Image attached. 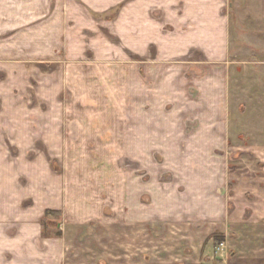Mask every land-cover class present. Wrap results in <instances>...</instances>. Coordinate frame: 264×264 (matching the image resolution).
<instances>
[{
    "label": "rangeland",
    "instance_id": "rangeland-1",
    "mask_svg": "<svg viewBox=\"0 0 264 264\" xmlns=\"http://www.w3.org/2000/svg\"><path fill=\"white\" fill-rule=\"evenodd\" d=\"M185 1L66 0L73 18L66 57L35 59L32 79L28 57H17V82L0 90L9 100L2 113L17 118L2 123L25 134L0 135V264H199L193 258L202 245L214 261L233 252L208 234L215 218H203L193 163H227L232 177H264V123L256 120L264 116V0H219L225 15L209 25V50L221 53L212 48L221 32L228 64L201 54L197 36L206 25L169 23ZM150 17L161 34L191 36L195 46L185 55L152 47L139 56L138 29L152 28ZM226 68L234 111L248 110L242 125L259 129L242 135L239 123L231 125L229 145L222 135H199L214 124L206 99L215 89L193 85ZM257 181L247 182L264 190ZM230 186L215 194L225 200ZM221 198L209 210L218 211Z\"/></svg>",
    "mask_w": 264,
    "mask_h": 264
},
{
    "label": "crops",
    "instance_id": "crops-1",
    "mask_svg": "<svg viewBox=\"0 0 264 264\" xmlns=\"http://www.w3.org/2000/svg\"><path fill=\"white\" fill-rule=\"evenodd\" d=\"M178 4L179 5L174 6L170 12L169 23L184 24L185 26L186 24L206 25V27L203 26L205 27L202 30L203 37L197 36V39L201 40V44L199 45L202 50L201 54L204 53L209 56H217L219 54L224 56L222 62L228 64V62H226L228 59L226 38H220L221 32H219V40L217 38L213 39L215 46L212 47L219 46V51L221 53L213 54V52L209 50V48L211 49V38L213 35L209 25L223 20L226 3L219 0H186L182 5H180V3ZM69 17L71 16H68L66 0H0V40L7 39L5 40L6 42H0V90L3 88H10L12 87V83L17 82V73L20 68L18 56H26L31 62L29 64L31 65L29 68L32 72V75H30L31 79L36 72L34 65L35 59L39 60L41 57L51 56L60 57L61 55L66 57L68 53L67 34L73 27L72 22H70V19L73 18ZM149 20L152 24L154 23L152 28L145 23L144 25L140 24L138 29L139 56H144L149 53L152 54L154 50L155 52H153V54L159 53V55H185L192 46H195L194 42L190 43L188 41V39H191V36L187 39H180L178 35L174 33L163 35L159 29V21L155 20L154 17H150ZM157 23L159 25H157ZM151 31H153V36L150 35ZM177 31L175 33H178ZM15 35L17 36L15 37ZM192 39L195 38L193 37ZM20 40L26 41L25 47L18 48L15 45V43ZM152 47H154V50L151 49ZM207 48L209 51L208 53ZM225 72H228V68H226L223 73H218L214 76L206 74L201 80L196 79L193 85L197 84V87L204 88V92H210L211 89H215L209 98L206 99V102L209 108L215 113L217 112L216 116H209L211 121L213 118V123L216 126L210 122V127L202 128L199 135H222L224 142L226 139L229 145L230 137L233 135L232 129H235V124L239 123L241 125L236 132L242 135H257L259 129H256L258 127L252 128V125L247 127L242 125L241 120L246 116L248 110L242 113L238 112L239 110L234 111L235 100H233L232 90H230L232 84L230 80H228V75L226 77ZM31 82L33 83V81ZM8 101L9 100H4L1 97L0 92V135L4 134V132L10 136L24 135V128H20L22 130L21 133L19 128L13 127L15 123L10 122L8 126L9 129L5 125L3 127L2 120H4V118L7 120L17 118L16 112L8 114L2 113L1 106ZM1 103L3 104L1 105ZM210 104H212V107ZM261 118H264V116H260V118L256 117V120H261V122L264 123ZM29 120L34 121L32 117L29 118ZM31 124L32 126H30V129L28 128V135L34 134V122H31ZM14 129L16 131L13 133ZM1 145L2 141L0 140V146ZM193 164L194 167L192 163L191 166L197 168L194 172V182L197 188L202 191L201 199L206 210H203V218L205 219L207 216H210L209 218H211V216L215 218L212 220L215 225L213 228L208 229V234L210 235L211 231L217 233L219 237L227 241L229 248L233 251L230 255L229 253L222 254V257H219L220 259L214 261L213 257H211V252L206 254L202 245L199 254H194L193 259L198 258L199 264H264V190H261L259 185L255 187L252 183H250L251 186H249L247 182L250 180H258L257 184H259V179L264 181V177L262 176V178H259L257 175H252L246 179L243 177H232L228 172L227 163ZM191 166L190 163H188L186 171H188ZM218 181L221 183L219 184ZM228 181H230L229 185ZM229 186L232 188V192L230 195H227L228 193L224 195L223 198H225V200L219 197L218 193L215 194V189H217V191L222 188L225 190L229 188ZM243 188H249L250 191L242 192ZM212 190L215 195H211L210 191L212 192ZM189 192L190 191L186 190L184 193L189 194ZM174 194L173 192L172 199L175 198ZM217 197L218 199L221 198L223 201H218L220 209L216 212H212L209 210L211 201L216 202V200L211 199ZM226 198H228L229 201H227ZM143 211L144 210H140V212ZM165 214L167 215V213ZM208 247L209 243L207 248ZM207 256L208 259L204 260ZM202 259L203 261L200 262Z\"/></svg>",
    "mask_w": 264,
    "mask_h": 264
},
{
    "label": "built area",
    "instance_id": "built-area-1",
    "mask_svg": "<svg viewBox=\"0 0 264 264\" xmlns=\"http://www.w3.org/2000/svg\"><path fill=\"white\" fill-rule=\"evenodd\" d=\"M224 246H225L224 244H221L219 249L221 250L222 248H224Z\"/></svg>",
    "mask_w": 264,
    "mask_h": 264
}]
</instances>
